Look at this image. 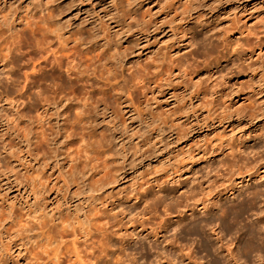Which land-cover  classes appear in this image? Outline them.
<instances>
[{"label":"rangeland","instance_id":"obj_1","mask_svg":"<svg viewBox=\"0 0 264 264\" xmlns=\"http://www.w3.org/2000/svg\"><path fill=\"white\" fill-rule=\"evenodd\" d=\"M0 25V264H264V0H0Z\"/></svg>","mask_w":264,"mask_h":264},{"label":"bare ground","instance_id":"obj_2","mask_svg":"<svg viewBox=\"0 0 264 264\" xmlns=\"http://www.w3.org/2000/svg\"><path fill=\"white\" fill-rule=\"evenodd\" d=\"M48 22V21H47ZM50 24V23H49ZM255 27V26H254ZM0 28L1 29H3V26L2 25H0ZM258 28V27H257ZM257 30V29H256ZM255 30V31H256ZM248 32V36H252L253 34H255V32H254V28H251L250 27V31H247ZM2 32H0V41L2 40V38H3V36L5 35H2L1 34ZM253 33V34H252ZM245 33L244 32H242V33H240V35H244ZM45 39V38H44ZM237 43H239V40L237 41ZM16 51V50H15ZM62 51V50H61ZM12 53H13V50L12 49H10L9 47H6V46H2V43H0V63L1 62H3V63H5V62H7V60H9L10 59V57L12 56ZM57 59V58H56ZM74 62V61H73ZM2 63V64H3ZM58 63H60V62H58ZM61 64V63H60ZM60 64H56V65H58L57 67L58 68H52L53 69V71H51L52 73H51V77H53L54 75L56 76V74L58 73V72H60V68H61V65ZM54 67V66H53ZM78 69V68H77ZM67 72L68 73H70L71 75L73 74V72H76V69H75V67H73V65H68V67H67ZM79 72V71H78ZM81 72V71H80ZM80 72H79V74H80ZM48 73V72H47ZM47 73H45V77H49L48 75H47ZM49 74V73H48ZM74 75H76L75 73H74ZM84 75V74H83ZM73 76V75H72ZM76 78H78V77H76ZM61 79V78H60ZM81 79V81L80 82H82V79H84L83 77L81 78V77H79V79L78 80H80ZM74 80H76V79H74ZM74 80H72V79H70L69 77H68V79H67V86H72V84L75 82H77V81H74ZM86 80V79H85ZM84 81V80H83ZM49 82V81H48ZM87 82V81H86ZM90 84V83H89ZM64 85V84H63ZM66 86V87H67ZM73 86L75 87L76 85L75 84H73ZM47 89V91H49L48 90V88H46ZM114 89V88H113ZM45 92H46V90H45ZM72 92V91H71ZM70 92V93H71ZM62 94V93H61ZM67 94V93H66ZM72 94H74V93H72ZM70 95V94H69ZM65 97V96H64ZM61 97H59L58 99V102H57V99L55 100V98H54V100H55V103H54V101H53V103L54 104H56V105H59V106H61L63 109H68V110H71V108H72V103H71V101L69 102V104H63L64 102H63V99H60ZM41 99V98H40ZM45 99H47V98H45ZM65 99H67V98H65ZM46 101V100H45ZM69 101V100H68ZM52 101H50V103H51ZM66 102V101H65ZM45 103V102H44ZM80 103V102H79ZM84 103V102H83ZM85 105H84V107H83V111H81L82 113H84V111H85V108H86V106H87V104L86 103H84ZM74 106V105H73ZM83 106V105H82ZM90 107V106H89ZM60 108V107H59ZM90 108H93V107H90ZM97 109V108H96ZM88 110H90V109H88ZM67 111V110H66ZM79 115H77V116H79L78 117V120L80 119V121L83 123V121H85V120H88V118L89 117H87V115L86 114H82L81 115V113L79 112L78 113ZM76 116V117H77ZM79 121V124L81 123ZM78 122V121H77ZM80 126H81V124H80ZM79 128V127H78ZM84 128V127H83ZM44 134V133H43ZM42 137V136H41ZM41 195H43L42 193H41ZM258 193H254L253 194V197H254V200H256L257 199V197H258ZM192 199L194 198V197H191ZM188 199V198H187ZM186 199V201H187V206L188 207H190L191 206V203H188L189 202V199L187 200ZM194 200V199H193ZM191 201V200H190ZM195 201V200H194ZM193 201V202H194ZM202 201V200H201ZM195 202H197V201H195ZM207 202H209L208 201V199H206V200H204V201H202L201 202V205H204L203 207L206 209V210H208L209 211V213L210 212H212L213 211V209H212V207H209V203H207ZM246 203V202H245ZM245 203H242L239 207H238V209H235V208H226V207H221V222H223V221H225V222H227L228 224L227 225H232L233 223H235L236 221H238V218H239V214L241 213L242 214V212L243 211H245ZM253 205H254V203H252ZM252 206V205H251ZM247 208H248V206H247ZM204 212V211H203ZM241 217V216H240ZM203 221V220H202ZM201 221V222H202ZM205 221V220H204ZM203 221V223L201 224L200 222H197V223H199V224H194V226H192V227H190V228H188L189 226H187V227H184L183 228V230L182 231H184L185 232V234L186 235H191V236H196V237H199V239L201 240V242H202V244H203V237H205L204 235L206 234V229L208 228V227H210V226H213V221L212 220H210L209 222H204ZM184 222V221H183ZM240 222V221H239ZM238 223V222H237ZM225 224V223H224ZM178 225V224H177ZM191 225H193V224H191ZM211 228V227H210ZM251 228V227H250ZM144 229V228H143ZM176 229V228H175ZM168 230V229H167ZM212 230H213V227H212ZM250 230V235H252V234H254L255 233V235H256V232L253 230V229H249ZM136 231V230H135ZM145 231H146V229H145ZM215 232V230L213 231V233ZM215 234V233H214ZM216 235V234H215ZM141 236V235H140ZM203 236V237H202ZM135 237V236H134ZM136 237H137V234H136ZM254 237V236H253ZM86 238V237H85ZM219 238V237H218ZM217 238V239H218ZM225 238L224 237H220L219 239H218V241L220 242V243H222V247H221V252L222 251H226L227 252V255L229 256V257H232V258H235L234 257V254H233V250H231V248L229 247L230 245H226V244H224V240ZM227 239V238H226ZM157 241H159V239L157 240ZM129 242V241H128ZM211 242V241H210ZM173 243V242H172ZM229 243V242H228ZM170 246H172V249H171V252H173V250H174V253L176 252V249H174V244H170ZM214 245H212V244H209V243H204V249L206 250H209V251H212L213 250V247ZM253 247V246H252ZM143 250H146V248H142ZM164 249V248H163ZM202 249V248H201ZM152 247L151 248H149L148 249V251H147V253L149 252L150 253V251L152 252ZM220 250V249H219ZM218 251V250H217ZM126 252V251H125ZM183 253V252H182ZM193 253V252H192ZM209 253V252H208ZM216 253H218V252H216ZM238 253V252H237ZM127 254V253H126ZM218 254H220V252L218 253ZM158 255V254H157ZM193 254H190L189 255V253L186 255L189 259H191L193 256H192ZM238 255V254H237ZM127 256H129V255H127ZM186 256H184V257H186ZM236 256V255H235ZM80 257V256H79ZM79 257H77V259H78V261H76V263L75 264H80L81 263V261H80V258ZM130 257V256H129ZM231 258V259H232ZM237 258V257H236ZM192 260V259H191ZM132 262H133V260H131ZM193 261V260H192Z\"/></svg>","mask_w":264,"mask_h":264}]
</instances>
